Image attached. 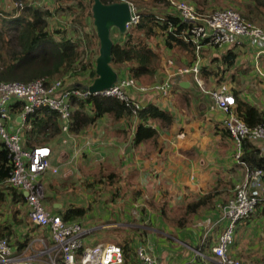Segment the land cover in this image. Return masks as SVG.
Masks as SVG:
<instances>
[{"label": "crops", "instance_id": "crops-1", "mask_svg": "<svg viewBox=\"0 0 264 264\" xmlns=\"http://www.w3.org/2000/svg\"><path fill=\"white\" fill-rule=\"evenodd\" d=\"M12 2V0H7V8L12 5ZM41 2L42 0H39V6L43 4ZM48 3L52 4V0H47ZM15 24L18 23L7 19V25ZM162 42L163 40L158 45L161 54L160 71L153 81L147 80L143 84L168 78L167 72L178 68L173 62L175 59L180 60L183 66L188 65L184 53L181 56L173 55L175 57L165 62L167 55H172L174 51L164 48ZM150 46L155 47L153 44ZM228 49L230 47L227 46L206 45L202 47L199 55L200 68L204 66L206 74L200 77L205 89H214L220 83H226L232 93L238 92L243 99L253 102L264 111V50H259L244 41L233 48L236 54L235 63L228 67L222 58ZM169 61L172 62L171 65L168 64ZM120 71L126 72L125 68ZM123 76H127V73ZM91 82L85 83L84 86ZM181 83L186 86H182ZM171 84V93L165 97L158 94L134 93V97L141 103L153 102L172 116V122L166 124L167 126H161L162 123H152L158 132L155 141L147 140L139 144L133 142L138 117L130 118L131 122L124 119L117 122L111 116L105 115L86 128L83 131L85 133L63 131L65 134L61 133L50 141L52 145L47 144L52 150L50 158L55 160L50 163L57 167L56 172L50 170V179H44V173L40 179L44 188V198L47 194L50 197V202L46 204L47 208L45 207L48 211L60 214V211L70 205L81 206L77 203L69 204L75 190L81 186L84 188V196L89 194L90 203L95 198L92 194L97 191H100L97 201H109L112 207L113 203H116L118 198L120 199L119 196L122 193L132 196L134 200V197H138L137 191L141 193L145 191L151 201L165 200L166 202L165 198L169 197L170 204L172 203L169 205L174 207L173 203L179 198L181 201L187 200L188 203L201 194L211 191L214 187L224 190L223 181L218 178L219 170L232 169L230 171L231 181L234 186L243 179L245 168L235 166L230 156L234 150L233 145L230 140L222 138L221 122L225 116L224 113L213 107L211 97L200 90L191 74L172 75ZM11 114L14 117L11 129L14 125L21 124L23 131L25 121H21L17 114ZM261 149H264V143L261 144ZM109 151L117 155L115 161L108 162L115 165L111 170L104 165V162H107L106 158L109 157L106 152ZM80 153L82 156L79 158ZM53 156L56 157L53 158ZM98 157L102 159H97ZM99 166L101 169L97 170ZM108 173L114 175L112 183H108L106 178ZM122 176L127 181L122 180ZM228 178L229 176L225 181H228L230 185ZM75 198L78 199L77 195ZM217 203L221 201H215L216 209ZM98 205L101 204L98 203ZM92 206H84L87 208L84 216L72 220L81 223L85 229L83 240L86 245L103 241L118 244L124 237L133 236L136 232L134 228L139 227V221L133 222L134 218L126 213L123 214V210L119 212L114 209L101 211L102 205L98 210H93ZM184 207L178 217L183 213ZM159 209L152 208L154 213L152 215L165 212L166 220L164 218L162 230L154 227L155 220L152 218L151 224L154 228H149L148 238L139 240L136 247L140 243L150 246L156 264H181L192 258L204 264L214 261L211 246L216 240L211 239L210 245L208 244L203 251L197 246L204 245L208 240L209 234L202 241L203 224L209 220L214 222L217 216L206 220L210 216L209 209H202L187 223L180 226L177 224L176 216L171 217L166 207L162 206V210L161 207ZM27 211L25 201L22 204L16 200L12 201L10 196H7V204L0 208V231L4 227L7 231H11L10 235L5 237L9 241L12 257L27 259L34 264H48V260L56 249L46 229L37 228L29 222ZM211 214H216L215 208ZM96 222L98 223L94 224ZM110 233L118 237L116 242L109 239L112 236ZM26 238H29L27 244L20 245L19 242ZM196 250L202 252V256L197 254ZM229 254L239 259L242 264H254L249 255H244L243 251L237 250L234 242ZM253 258L258 260L256 257ZM0 264L5 263L0 261Z\"/></svg>", "mask_w": 264, "mask_h": 264}, {"label": "trees", "instance_id": "trees-1", "mask_svg": "<svg viewBox=\"0 0 264 264\" xmlns=\"http://www.w3.org/2000/svg\"><path fill=\"white\" fill-rule=\"evenodd\" d=\"M12 1V5L9 6L7 11L0 10V14H4L1 17L2 23L0 24V81L27 82L45 76L64 77L82 64H84V76L88 77V80L78 81L73 85L83 87L85 83L93 81L96 77L95 63H93V60L84 62V51L80 45L81 39L75 40L70 37V32L65 30V28H59L57 26L52 28L49 23V19L58 9L63 10L64 8H69L75 14V17H79V24L83 25L82 18L84 19L85 17H81L80 14H78L79 11L74 9V6L80 9L81 13L86 14L88 18L93 19L91 10L93 0H54V3H56L55 7L52 6L53 4H50L48 7L35 5V0ZM19 1L23 3L21 9L15 5V3ZM101 1L107 4L119 0ZM130 1L134 5L136 4V12L139 15L138 22L130 25L124 33L118 31L117 28H113V33L116 32L118 37H120L119 39H114L110 36L113 41L110 64L117 72L118 77H124L123 75L127 73V76L133 77L137 83H144V81L147 80L150 82L157 77L160 71L161 54L158 47L150 46V41L156 37H161L164 48L174 51L172 55L181 56L184 53L188 65L192 64L195 59L194 47L184 39L188 34L190 24L189 22L181 20L170 2L168 0ZM219 2H225L226 4L233 3L237 9L233 7L223 8H233L237 10L245 20L254 24H259L264 28V0H192L190 3L200 12H208L209 10V12H212L216 9H222L217 8ZM7 19H12L18 24L7 25ZM84 32L86 44L89 43L88 40H91L92 35L97 38L96 30H93L92 33ZM97 42L99 43L98 39ZM228 47H230V49L224 53L225 55H223L222 58L226 65L230 67L235 63L236 54L233 51L234 47ZM121 67L125 68L126 72H121ZM200 71L199 76H204V74H206L204 66L200 68ZM233 95L235 97L233 111L238 117L248 126L264 123V111L258 105L246 101L238 92H233ZM71 100L74 105L71 119L68 124V132L71 133H81L85 131L86 128L90 127V125L105 115L111 116L112 119L117 122L120 119L131 122L130 118L134 117L128 105L113 97L91 95L86 99L73 97ZM8 108L10 113L19 115L22 109V102L14 99L11 101ZM137 117L138 123L133 135V142L135 144L147 140H156L158 132L152 123H162L161 126H167L166 124L172 122V116L153 102L142 103ZM62 122L63 121H61L56 111L46 107L37 109L33 113L27 115L25 126L22 131V147L30 149L34 145L47 144L61 133L65 134L62 130ZM221 125L222 138L230 140V143L233 145L234 150H232L230 156L233 158L235 166L243 167L235 158V142L233 138L222 122ZM218 129L217 127V130ZM262 143H264V141L242 140L240 159L249 169L264 167V152L261 150ZM12 167L8 149L1 140L0 208H3V206L7 204V196H10L12 201L16 200L22 204L25 201V197L22 194L23 192L6 182ZM50 173V169L46 170L43 174V178L50 179ZM113 176L114 175L111 173L106 175L108 183H112ZM230 183L234 185L231 180ZM229 193L230 190L226 187L224 190L214 187L211 191L201 194L185 205L183 213L181 216L177 217V224L183 226L189 219H192L193 215L202 209H209L210 218L214 219L215 216L218 217L219 211L215 207V201L224 202L227 199L226 196L229 197L232 195V193ZM141 194V191H137L136 193L137 196ZM47 195L43 199V205L46 208V204L50 202V197ZM149 202L153 204L152 201ZM214 208L216 214L212 215L211 213ZM86 210L87 208L84 207V205H70L60 211L59 215L64 221L74 222L72 220L83 217ZM263 219L264 201H259L255 205L254 210L247 217L236 223L237 228L235 227V232L238 230L239 224L243 222L249 224H251V222L262 224ZM29 222L31 223L30 219ZM225 225L226 222L216 224L212 232L208 235L206 243L197 246V248L201 251L205 250L211 239L215 241L218 238ZM36 227L41 228L38 226ZM139 230L147 232L145 228H134V231L139 232ZM0 232V236L8 237L11 231H7L4 227ZM141 238H138V235L135 237L131 235L124 237L122 241L118 242L124 255L122 264H137L135 247ZM199 238H201V236H199ZM28 240L29 238H26L24 241L19 242V244L23 246L27 244ZM249 256L253 259L254 264H261V262L264 264V255L261 257L262 261L254 259L250 254Z\"/></svg>", "mask_w": 264, "mask_h": 264}, {"label": "built area", "instance_id": "built-area-1", "mask_svg": "<svg viewBox=\"0 0 264 264\" xmlns=\"http://www.w3.org/2000/svg\"><path fill=\"white\" fill-rule=\"evenodd\" d=\"M131 20L126 28L139 20L136 6L130 0ZM174 7L182 21L189 22L188 34L184 39L194 47L195 60L192 64L178 67L167 72V77L161 81L151 83H137L131 76H124L100 91L90 92L87 86L66 84L63 78L40 77L31 81H0V140L8 149L12 169L6 180L22 192H26L25 203L28 207V218L35 226L46 229L53 242L55 253L48 260V264H122L123 250L120 245L111 242H98L86 245L83 237L85 229L79 222H67L59 214L51 213L43 205L44 188L40 180L41 175L48 169L57 171L50 163L51 147L47 144L34 145L30 149L22 147V125L13 127L14 117L8 106L16 99L22 102V109L18 115L25 121L27 115L40 108H49L56 111L65 123L63 131H68V124L74 109L72 98L86 99L91 95L113 97L130 107L131 113L137 117L142 107L134 93H155L163 97L172 90L171 76L189 73L202 92L211 97L213 107L224 113L223 125L235 142V158L244 170L243 179L235 184L232 195L224 202L217 203L219 216L213 222L209 220L203 224L204 234L202 241L211 233L213 227L226 222L216 242L211 246L214 261L210 264H241L239 259L229 254L234 242L236 223L247 217L257 202L264 201V167L249 169L240 159L242 140L264 141V123L248 126L233 111L235 97L226 83H221L214 89H205L199 76L200 51L203 46L235 47L244 41L264 50V28L245 20L233 8L216 9L212 12H200L186 0H168ZM20 9L22 2L15 3ZM172 64L171 61L168 62ZM264 152V149L262 150ZM202 256V252L196 250ZM137 264H156L153 250L150 246L140 243L136 249ZM0 261L5 264H34L30 260L12 257L9 241L6 237L0 238ZM181 264L198 263L194 258Z\"/></svg>", "mask_w": 264, "mask_h": 264}, {"label": "rangeland", "instance_id": "rangeland-1", "mask_svg": "<svg viewBox=\"0 0 264 264\" xmlns=\"http://www.w3.org/2000/svg\"><path fill=\"white\" fill-rule=\"evenodd\" d=\"M186 1L192 2V0H186ZM34 2H35V5H38L39 0H35ZM41 3H43L41 5V7H44V6L48 7L50 5V3L47 4V0H42ZM52 4H53L52 6L55 7L56 3H54V0H52ZM135 6H136V4H135ZM223 7H233L235 9H237V7H235L233 3L232 4H226L225 2H219V6L217 8H223ZM7 9H8L7 8V0H0V10L7 11ZM74 9L76 11H79L78 14H80L81 17H85L84 19L82 18L83 25L79 24V20H80L79 17H75V14L69 8H64L63 10L58 9L53 14V16H51V18L49 19V23H50L52 28L54 26H57L59 28H65V30L70 32L71 36L70 35L69 36L72 37L73 39H75V40L81 39L80 45L84 51V54H83L84 62H89L90 60H93V63H95L96 57L98 55V50H99V43L97 42L98 38H96L95 36L92 35L91 40H88L89 43H87V44L84 40L85 39L84 38V36H85L84 31L91 32V33L93 30L95 31V28L93 25V19H90L86 16V14L81 13V10L78 9L77 7L74 6ZM208 12H205V13H208ZM3 15L4 14H0V24L2 23L1 17ZM257 25H259V24H257ZM259 26H261V25H259ZM110 32H111L110 36L113 37L114 39H116L118 37V34L116 32L113 33L112 29L110 30ZM159 42H161V37L153 38L150 41V43L153 44V46H155V47H158ZM172 57H175V56H173V55L168 56L167 55L165 62H167ZM173 62L175 63V65L177 67L184 65L178 59H175ZM59 78H63L64 82L68 85L74 84L75 82H78V81H87L88 80V77L84 76V64L76 67L75 70L66 74L64 77L61 76ZM83 133H85V132H82L81 134H83ZM47 144L52 145V143H50V142H48ZM106 154H108L109 157L106 158L107 162H104V165L108 168V170L114 169L113 166H115V165H111L108 162L115 161L117 159V155L113 151L106 152ZM80 156H82V153H80L79 158H80ZM98 156H99V154H98ZM55 157L56 156H53V158H55ZM97 159L101 160L102 158L98 157ZM53 161H55V160H51V158H50V162L52 163ZM98 165H100V163H98ZM98 169H101V166L97 167V170ZM230 171H232V169H229L228 171L227 170L219 171L218 172V178L220 179V181H223L222 187L228 188L230 190V193H232L233 192L232 189H233L234 185H231V183H230V186H229L228 185L229 182L225 181L228 176H229L228 180H231L232 174ZM125 179L126 178L124 176H122V180H125ZM125 181H127V180H125ZM220 185H221V183H220ZM220 185H218V186H220ZM106 188L107 187L105 186V190H106ZM100 190L104 191L102 189H100ZM83 191H84V188L82 186L79 188L77 187V189L75 190V193L73 195V199L71 200V202H69V204L77 203V204L84 205V206L93 205L92 206L93 210H96V209L98 210L99 207L101 208L103 206L101 208L102 209L101 211L114 209V210L119 212V211L123 210V214L126 213L129 216L133 217L134 218L133 222L139 221V224H138L139 227L145 228L147 230V232H142L141 230H139V232L136 231L133 234V237H135L137 235H138V238L142 237L141 241L144 240V238H148V236L150 235L149 228L157 227V229L162 230L163 224H164L163 223L164 218L166 220L165 212H159L156 215H152V213H153L152 208L159 209V207H161V210H162V206L164 208L166 207V211H169V214L171 215V217L176 216V218H177L178 215L181 213L184 205L187 203V200L181 201V198H179V200H177L176 202L173 203L174 207H172V206H170V205H172V203L170 204V198L168 197V198H165L166 202H164L165 200H163V201L161 200L158 202L152 200L153 204H150V202H149V201H151L150 197H147V195L145 194V191H144V192H142V194L140 196L134 197V200H133L132 196H126V195H123L124 193H122L119 196L120 199L118 198V201L116 203H113L114 206L112 207L109 205V204H111V203H109V201L102 200V199H101L102 201H99V200L97 201V196L100 195V193H99L100 191H97V192H95V194H92V197H95L92 200V203L89 202V200H90L89 194H86L84 196ZM75 195H77L78 199L75 198ZM104 196H106V194ZM227 197L228 196H226V198ZM147 199H149V200H147ZM191 200H192V198H191ZM98 203L101 204L102 206L98 205ZM95 205H96V207L94 208ZM108 205H109V207H108ZM159 211H160V209H159ZM152 218H154V220H155V226L151 224ZM209 219H210V216L206 218V220H209ZM97 223L98 222H96L94 224H97ZM152 226H154V227H152ZM234 233H235V231H234ZM110 236L111 237L109 239L111 241L116 242V239L118 237L114 233H110ZM234 236H235L234 237V245H236V248L238 251H241V252L243 251L244 255L250 254L253 257H256L259 261H262L261 257L264 255V219L262 220V224H258L255 222H251V224L246 223V222L241 223V226L239 227L238 230H236V233L234 234ZM103 242H110V241H103ZM262 263L263 262H261V264Z\"/></svg>", "mask_w": 264, "mask_h": 264}, {"label": "water", "instance_id": "water-1", "mask_svg": "<svg viewBox=\"0 0 264 264\" xmlns=\"http://www.w3.org/2000/svg\"><path fill=\"white\" fill-rule=\"evenodd\" d=\"M93 25L99 41L98 55L95 60L96 77L87 86L90 92L100 91L112 86L118 79L117 72L111 66V51L113 41L110 30L117 28L124 33L126 24L131 20V11L128 2L117 1L103 3L101 0H93L91 7ZM182 86H186L181 83ZM24 196L26 192H23Z\"/></svg>", "mask_w": 264, "mask_h": 264}]
</instances>
